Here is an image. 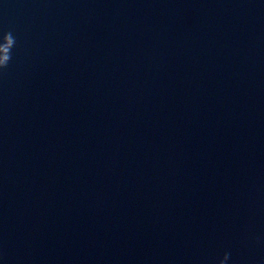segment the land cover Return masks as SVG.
Returning a JSON list of instances; mask_svg holds the SVG:
<instances>
[{
  "label": "water",
  "instance_id": "obj_1",
  "mask_svg": "<svg viewBox=\"0 0 264 264\" xmlns=\"http://www.w3.org/2000/svg\"><path fill=\"white\" fill-rule=\"evenodd\" d=\"M0 264H264V0H0Z\"/></svg>",
  "mask_w": 264,
  "mask_h": 264
},
{
  "label": "clouds",
  "instance_id": "obj_2",
  "mask_svg": "<svg viewBox=\"0 0 264 264\" xmlns=\"http://www.w3.org/2000/svg\"><path fill=\"white\" fill-rule=\"evenodd\" d=\"M7 45L3 47V51L5 52V55L3 57H0V68H7L8 63L11 59V52L9 51L10 46L15 42V39L13 38L11 33H7ZM230 253H225L222 260H220L219 264H226V261L229 259Z\"/></svg>",
  "mask_w": 264,
  "mask_h": 264
}]
</instances>
